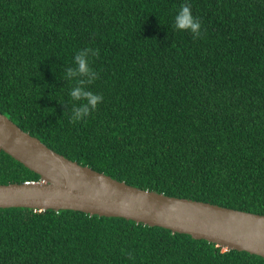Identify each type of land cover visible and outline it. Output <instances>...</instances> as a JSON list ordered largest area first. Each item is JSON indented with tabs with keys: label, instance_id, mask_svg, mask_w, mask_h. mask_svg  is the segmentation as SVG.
I'll list each match as a JSON object with an SVG mask.
<instances>
[{
	"label": "trees",
	"instance_id": "16d2710c",
	"mask_svg": "<svg viewBox=\"0 0 264 264\" xmlns=\"http://www.w3.org/2000/svg\"><path fill=\"white\" fill-rule=\"evenodd\" d=\"M184 4L201 35L174 28ZM92 48L103 96L71 122ZM0 112L126 184L264 214V0H0ZM39 175L0 149V183ZM0 264H264L122 217L0 208Z\"/></svg>",
	"mask_w": 264,
	"mask_h": 264
},
{
	"label": "water",
	"instance_id": "95a60500",
	"mask_svg": "<svg viewBox=\"0 0 264 264\" xmlns=\"http://www.w3.org/2000/svg\"><path fill=\"white\" fill-rule=\"evenodd\" d=\"M0 149L39 175L38 181L0 183V208L122 217L264 258V214L126 184L55 152L2 112Z\"/></svg>",
	"mask_w": 264,
	"mask_h": 264
},
{
	"label": "clouds",
	"instance_id": "9594fccd",
	"mask_svg": "<svg viewBox=\"0 0 264 264\" xmlns=\"http://www.w3.org/2000/svg\"><path fill=\"white\" fill-rule=\"evenodd\" d=\"M174 28L179 31H190L194 38L201 35V23L192 14L191 6L184 4L174 17ZM98 51L86 48L78 51L73 58L75 67H69L66 75L71 77H81L76 81V86L71 90L70 96L76 101H81L78 107H73L71 122H76L95 110L98 103L102 102L103 96L94 94L88 90V85L92 84L97 78L98 73L89 67V56L98 55ZM33 182V181H29Z\"/></svg>",
	"mask_w": 264,
	"mask_h": 264
}]
</instances>
